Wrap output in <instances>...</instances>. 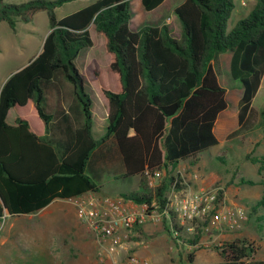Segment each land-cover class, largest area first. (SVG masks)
Instances as JSON below:
<instances>
[{
	"label": "trees",
	"instance_id": "16d2710c",
	"mask_svg": "<svg viewBox=\"0 0 264 264\" xmlns=\"http://www.w3.org/2000/svg\"><path fill=\"white\" fill-rule=\"evenodd\" d=\"M69 1L0 0V21L11 29L42 11L50 28L39 54L11 73L0 89V217L4 211L34 213L54 198L98 192L104 174L115 170L128 178L139 176L138 189L122 193L123 197L148 204L155 199L162 210L172 184L185 186L184 177L175 172L178 163L219 144L213 126L219 112L227 108V90L218 81L214 63L225 51L231 54L230 74L242 86L237 127L225 140L246 133L251 102L264 74V0H255L248 15L229 32L226 22L235 0H184L171 12L180 26L179 36L167 23L145 22L132 30L130 24L137 16L131 13V0H93L57 18L55 8ZM162 1L140 3L149 11ZM92 27L103 37L107 53L105 65L88 56L91 60L85 66V76L107 112L106 131L99 139L92 136L91 100L74 64L76 56L93 47ZM57 73L73 87L80 110V124L67 143L54 139L52 113L44 96L46 83ZM223 115L228 129L232 120L226 111ZM44 129L50 136L41 138ZM108 138L116 146L118 162L95 171L93 159ZM158 170L165 174L157 185L149 186L148 176ZM240 181L252 184L242 177ZM259 210L264 212V195L250 207L248 217ZM256 218L263 226L264 213ZM202 231L196 230L186 241L196 244ZM212 247L220 261L196 262L192 251L187 252V261L264 264L254 257L257 248L246 237Z\"/></svg>",
	"mask_w": 264,
	"mask_h": 264
},
{
	"label": "rangeland",
	"instance_id": "374dc122",
	"mask_svg": "<svg viewBox=\"0 0 264 264\" xmlns=\"http://www.w3.org/2000/svg\"><path fill=\"white\" fill-rule=\"evenodd\" d=\"M5 1L21 3L26 0ZM90 1L93 0H71L56 7L55 14L57 18H62L78 7L79 2L88 3ZM140 1H130L133 17L141 16L145 13L151 15V12L142 7ZM245 1L247 4L241 6L244 13L238 15L236 8L240 0H235V7L228 22H226L227 32L231 31L238 20L251 10L255 0ZM139 6L142 8L141 10ZM49 29L47 14L44 11L37 13L30 22L18 21L15 30L11 29L6 22L0 21V87L8 74L27 62L28 58L40 48L42 40ZM91 33L94 44L86 59L91 56L97 64L103 66L107 57V53L103 48V37L95 32L93 27L91 28ZM230 55V52H223L219 59L215 61L214 68L220 84L227 90V108L225 111L229 114V120H232V125L230 126L232 127L238 117L237 104L242 93V86L230 74ZM76 65L78 66V63ZM58 73L57 75H59ZM63 82L71 85L64 79ZM45 91H47L46 88ZM87 91L90 96V90L87 89ZM262 109H264V92L260 91L252 99L251 116L245 128V134L233 136L228 141L220 139V143L217 146L207 151L204 150L197 155L196 164L193 165L191 159H189L190 162L183 160L178 163L176 169L186 173L187 170L183 166L189 164L192 171L197 169L195 172L209 179L204 187L221 184L224 188H227L229 193H231L229 189H232V191L234 189L238 190V197L235 199L236 205H241L249 212L250 207L264 194V116L261 117ZM247 156L256 157L259 161L251 162L247 159ZM164 174L165 171L156 180V185L161 181ZM104 176V185L106 184L114 189L122 188L125 189L124 191L127 190L129 192L136 190L139 184L138 176L128 178L123 176L119 170L104 174ZM241 177L244 180H250L252 184L242 183L240 181ZM190 180L193 184V186L191 185V190L198 191L202 184L194 183L193 181L196 179L192 177ZM110 196L114 197L116 195L111 194ZM229 200L227 205H234ZM60 208L69 210L67 217L52 222L49 220L50 217L48 215L56 214L57 211L50 208L36 212L33 215H5L4 218H1L0 264H10L12 260L14 261L13 264H90V262L92 264H127L129 254L134 253L132 247L129 248L128 252L122 249L116 250L115 248L110 250L106 247L103 254H98L101 247L97 241H93L94 245L91 248L82 244V231L86 232L87 230H85V226L76 216V207L71 199L61 201ZM262 213V210H259V214L261 215ZM255 216L248 217L247 223L239 232L256 246L257 251L254 257L264 259V225L259 226V229L257 227L254 229L252 226L257 221ZM164 221L157 224L165 223ZM147 223L156 225L152 222ZM165 225L167 224L165 223ZM206 233L200 232L199 239L202 234L205 235ZM167 234H169L168 230ZM151 236L155 237L154 235ZM169 238L171 241L170 236ZM128 240L131 246L135 241H139V244L144 247L149 245L148 239L143 235L136 234ZM173 249L178 251V256L180 257L177 260L178 264H189L186 259V254L189 251L195 254L196 262L202 261L205 253L217 256L211 244L206 246L200 240L194 245L186 241L185 244H177ZM22 254L24 258L18 260L17 256ZM140 262L141 260L139 259L138 263Z\"/></svg>",
	"mask_w": 264,
	"mask_h": 264
},
{
	"label": "crops",
	"instance_id": "0c3cea01",
	"mask_svg": "<svg viewBox=\"0 0 264 264\" xmlns=\"http://www.w3.org/2000/svg\"><path fill=\"white\" fill-rule=\"evenodd\" d=\"M183 1L184 0H163L156 8H154L153 10L152 9L149 10V12H151V15H148L147 13H145L144 15L137 16L135 18V20H132V23L130 24L132 26V30H137L145 22H149V23H151V25H160L162 23H167L169 25L170 29L173 31L174 35L179 36L180 26L176 22V19L171 14V12L176 5H178L179 3L183 2ZM88 3L79 2V6L74 8L73 10H71V12H73L75 10L77 11L78 9L87 5ZM244 4H247V2L245 0H240V3H238V6L236 8L238 15H241L244 13V11L241 7ZM254 4H255V1H254ZM252 6H253V4H252ZM139 9L140 10L142 9L141 6H139ZM71 12H68V13H71ZM249 12H250V10L248 12H246L243 16H245L246 14L248 15ZM42 42H43V40H42ZM41 47H42V45L40 46V48L38 50H36V52L33 55H31L28 58L27 62L22 64L19 68H16L14 71L19 70L21 67H23L25 64H27L28 61L32 57H34L35 55H38L39 52L41 51ZM89 51H90V48L85 49L78 56H76V58H74V64L77 67L78 71L80 72V74L83 78V87H84L85 92L88 93L87 89H89L91 92L90 96L87 94L91 100V110H92V113H91L92 132L91 133H92V136L94 139H99L106 131V124H107L106 114H107V112H106V109H105L104 105L102 104V102L98 96V93L94 89L91 82L85 76L86 75L85 66L91 60V57H87V59H86V56L88 55ZM230 57H231V55H230ZM76 63H78V66L76 65ZM10 74H8L7 77ZM5 79H4V81H5ZM1 87H2V85H1ZM1 87H0V89H1ZM45 88L47 91H45L44 96L46 98L47 108L50 111V113H52L51 122H52V124H54V128L52 131V132H54V139L67 143L69 140L73 139L72 132H74L75 128L79 126L80 120H81L80 116H79L80 110H79V107L77 106L76 99L74 97L73 87L71 85L64 84L62 76L56 75L48 83H46ZM260 91L264 92V74H263L262 80H260V84H259V88L257 90V93ZM226 98H227V91H226ZM225 110L226 109H223L219 112L218 117H216V120H215V123L213 126V131L216 135L215 137L218 139L219 143H220V139L225 140L226 136H228V134L237 127V119H236V123L232 127H230L228 130L225 129V125L227 123L226 116L224 115V116L220 117L221 113L224 112ZM219 117L221 118V122L217 123L218 122L217 119ZM45 131H46L45 129H44V131H42L41 138L45 137V135L50 136V134L48 132H45ZM61 150H62V148H61ZM97 152H98L97 157L95 159H93V162H94V164H93L94 168L93 169H95V171H97V170L100 171L105 165L111 167L112 165H114L115 163L118 162V153H117L118 151L116 149V146H115L113 140L110 138H108V140L105 141V143H103L99 147ZM187 161L190 162V160H187ZM191 163L193 165L197 163V156H196V158L191 159ZM183 168H185L187 170L186 173L179 171L178 169H176L175 172H181L182 173V177H184L185 183H187V185L190 188H191V185L193 186V184L190 180L191 177L193 179H196L193 181L194 183H201L202 186H205L206 183L209 181V179H206L204 176H201V174L195 172L197 169L195 171H192L189 164L184 165ZM103 181L100 184V189L97 192L98 194L109 195V196L111 194H114L116 196H120V195L122 196V192L127 191V190L124 191L125 189H122V188H120V189L110 188L106 184L104 185ZM138 187H139V184L137 186V189H138ZM224 190H225V193H224L225 194V201L223 202L224 206H227L229 198H230V200H229L230 203L236 205L237 203H236L235 199L238 197L237 196L238 190L234 189L232 191V189H229L231 193H229L227 191V188H224ZM67 199H69V198H67ZM63 200H66V199L54 198L45 207L40 208L36 212H40L41 210L48 209V208H50L52 210H56L57 211L56 214L54 213L53 215H51V214L48 215L50 217L49 220L51 222L57 221L58 219H61V218H66L67 213H69V210L66 208H65V210H64V208H60V203ZM224 206L220 205V207H222V208ZM238 206H241V205H238ZM36 212L13 215V214H9L7 211H4V214L0 217V219L4 218L5 215H13V216L29 215V214L33 215ZM255 215L256 216L260 215L259 211L256 214H254L253 216H255ZM165 223L167 224V222H165ZM165 223L156 224V225H153L151 223H144L143 225L135 228L134 234L132 236H134L136 234L137 235H143L149 241V245L147 247L140 245L139 241H135L134 243H132L131 247H132V249H134L133 254L136 255V257L141 260V262L139 264H171L173 262L177 263L178 262L177 260L180 259V257L178 256V251H176L175 249H173L170 246L172 244V240L170 241V238H169L170 235L167 234V230H166L167 228L165 226ZM249 223H251V222H249ZM258 226H259V222L256 221L255 225H253L252 227H254V229H255V227H257V229H259ZM240 230L241 229H239L237 231H229L225 227H223L222 225L218 224V225H215L214 227H212L205 235L202 234L201 235L202 237L199 240H200V242H202L206 246L208 244H211V246H212L214 244L222 243L225 241H231L235 237L244 238L245 236H242V234L239 232ZM82 234H83V236H81L82 244H85L89 248H91L94 245L93 241L95 242V239L89 233L88 230L86 232L82 231ZM151 235H154L155 237L153 238ZM140 241H142V239H140ZM207 248H209V247H207ZM26 249H27V247H26ZM214 251L217 253V256L216 255L213 256L209 253H205L203 255V258H202L203 260L199 261V262L216 263V262L220 261L221 256L218 254V252L216 250H214ZM17 257H18V260H21L22 258H24L23 254L18 255ZM11 259H12V257H11ZM262 260H264V259H262ZM13 263H14V261L12 260V262L10 264H13ZM90 264H92V263L90 262Z\"/></svg>",
	"mask_w": 264,
	"mask_h": 264
},
{
	"label": "built area",
	"instance_id": "2783aa9c",
	"mask_svg": "<svg viewBox=\"0 0 264 264\" xmlns=\"http://www.w3.org/2000/svg\"><path fill=\"white\" fill-rule=\"evenodd\" d=\"M163 172L158 170L149 175L148 185L155 186ZM181 183L185 186L177 188L175 183L172 184L166 195L168 203L162 210L155 199L150 204L139 203L121 195L111 197L90 190L69 199L76 207L79 221L100 245L98 254H103L106 247L128 252L131 247L128 239L134 234L135 228L147 222H167L172 248L177 244H185L187 238H192L198 229L208 232L220 224L229 231H237L247 223L246 209L238 205L224 206L223 185L201 186L198 191H192L184 178ZM138 262L136 255L130 253L127 264Z\"/></svg>",
	"mask_w": 264,
	"mask_h": 264
}]
</instances>
